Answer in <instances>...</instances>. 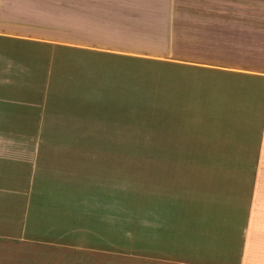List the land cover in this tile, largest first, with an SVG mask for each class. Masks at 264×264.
I'll return each mask as SVG.
<instances>
[{
    "label": "crops",
    "instance_id": "obj_1",
    "mask_svg": "<svg viewBox=\"0 0 264 264\" xmlns=\"http://www.w3.org/2000/svg\"><path fill=\"white\" fill-rule=\"evenodd\" d=\"M213 0H0V185L5 206L39 208L72 193L66 178L27 166L65 165L68 145L27 135L93 123L91 93L121 86L122 70L161 63L179 88L181 143L201 150L158 205L83 207L67 239L0 243V264H264V70L236 66ZM223 30V31H222ZM102 96L96 103H104ZM6 186L8 188H6ZM82 221V222H81ZM128 227L131 249L109 252L107 225ZM104 229V230H103ZM12 242V243H11ZM129 244V245H130ZM104 247V248H102Z\"/></svg>",
    "mask_w": 264,
    "mask_h": 264
},
{
    "label": "rangeland",
    "instance_id": "obj_2",
    "mask_svg": "<svg viewBox=\"0 0 264 264\" xmlns=\"http://www.w3.org/2000/svg\"><path fill=\"white\" fill-rule=\"evenodd\" d=\"M213 1L216 5L201 8L217 9L228 18L219 19L218 26L226 34L221 39L226 41L230 35L236 43L235 54L225 51L228 55L220 56L229 58L236 66L264 70V0ZM165 75L161 63L141 62L134 68L125 67L118 89L108 94L91 93V126L74 132L48 128L27 135L28 144L38 145L40 151L45 144L72 148L70 161L65 165L49 159L27 166L29 175L53 178L62 168L66 182L59 186L72 193L52 202L46 198L40 201L38 209L26 210L23 201L11 208L5 206L8 193L0 191L1 244L6 240H52L56 235L48 233L51 229L66 239L72 237L80 225L68 213L83 207L126 212L158 205L157 194L188 174L192 166L194 169L201 159V150L194 144L185 147L181 143L179 88L169 87ZM102 96L108 98L106 107L96 103ZM104 228L109 252H119L122 244L125 252H130L128 227L109 224Z\"/></svg>",
    "mask_w": 264,
    "mask_h": 264
}]
</instances>
